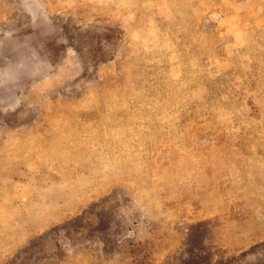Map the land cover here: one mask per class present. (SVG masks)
<instances>
[{
	"label": "rangeland",
	"instance_id": "rangeland-1",
	"mask_svg": "<svg viewBox=\"0 0 264 264\" xmlns=\"http://www.w3.org/2000/svg\"><path fill=\"white\" fill-rule=\"evenodd\" d=\"M151 2L11 9L40 69L0 5V264H264V0Z\"/></svg>",
	"mask_w": 264,
	"mask_h": 264
},
{
	"label": "crops",
	"instance_id": "crops-1",
	"mask_svg": "<svg viewBox=\"0 0 264 264\" xmlns=\"http://www.w3.org/2000/svg\"><path fill=\"white\" fill-rule=\"evenodd\" d=\"M145 2L148 4L152 3L151 0H0V5L5 6L3 16L6 17L5 20L7 25V28H4L6 31L3 32L2 35L4 37H14L15 39H13L11 43L16 46L15 51L17 53L20 51L30 53L32 57L30 60L32 61V66L40 69L39 65L46 66L45 62L42 65L40 64L41 57L38 51L40 48L35 47L34 42H26L24 40L25 36L28 34L23 26L17 24L14 27L13 24L10 26L11 21L8 19L10 13L11 19L14 20V16L16 15L17 21L30 22V27L34 30L37 28L39 29L40 22L50 21L53 16L64 17L73 13L79 14V12L82 14L95 13L99 15L97 16V20L109 23L130 20V15L136 13V5ZM11 9L15 12V15H13ZM80 17L82 16H76L75 19H80ZM1 22L3 21H0V23ZM1 25L3 26V24ZM36 25L37 28H35ZM16 29L17 31H12ZM37 36L39 37L40 34L37 33ZM18 54H16V64L13 65L15 70L24 69L25 67L18 59ZM47 65H49V63ZM5 67L6 69L9 68L8 63H6ZM56 70V74L59 73L60 76L64 77V80H67L72 79L77 75L78 67L74 60L71 64H66L63 59V61L57 65ZM16 72L18 73L19 71ZM30 77L31 75L27 82L31 80ZM24 83L25 80L21 81L20 78H17L16 80L7 78L6 82L2 83V86L5 85L6 93L12 95L10 99H15L20 95V92L22 93ZM14 93L16 94V97H14ZM31 93L32 90L28 89L27 96L30 97Z\"/></svg>",
	"mask_w": 264,
	"mask_h": 264
}]
</instances>
